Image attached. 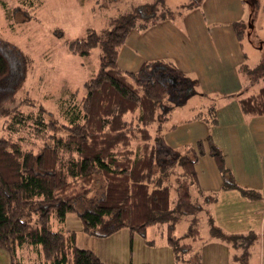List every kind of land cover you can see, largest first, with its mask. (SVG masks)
<instances>
[{"label": "trees", "instance_id": "1", "mask_svg": "<svg viewBox=\"0 0 264 264\" xmlns=\"http://www.w3.org/2000/svg\"><path fill=\"white\" fill-rule=\"evenodd\" d=\"M202 1L185 0L177 6L179 12L168 7L166 0L138 4L107 19L101 31H90L84 37L67 41L72 54L88 57L97 47L102 53L98 69L84 82V96L77 99V92H73L60 100L59 117L52 118L46 107L36 106L35 101L31 109L22 104L2 107L0 98V123L4 130L0 132V246L8 250L12 264H107L96 252L77 245L75 230L54 229V224L64 223L75 211L78 200L90 195L97 176H102V191L93 194L86 205L89 208L81 214L83 230L104 237L127 228L132 247L136 235L146 239L151 226L164 224L163 233L176 264L194 250L188 240L202 237V218L196 209L204 207L192 205L189 230L177 235L178 223L190 213L180 199L172 196L170 178L177 167L187 188L197 190L206 201L216 200L217 194L203 193L196 170L199 157L208 152L222 174L223 188L237 189L252 199L261 196L257 190L236 182L211 135L176 149L167 147L159 138L162 122L173 109L167 101L175 88L170 79L176 80L181 91L192 87L193 80L176 64L144 61L138 70L119 65L122 47L131 32L174 19L183 10L200 6ZM22 2L34 7V0ZM243 2L254 11L263 0ZM233 27L244 47L246 21L237 20ZM244 56L247 57L245 52ZM10 70L11 61L0 49V93ZM239 71L247 79L255 78L253 82L264 79V58L255 66L243 62ZM12 89L11 86L9 92ZM223 96L237 99L246 115H264V85L255 93L246 89ZM206 113L199 112L193 118L218 122L215 106ZM23 133L32 138L29 145L25 144ZM177 181L180 188L184 181L181 183L179 177ZM208 218L211 234L234 247H246L258 237L253 230L230 233L213 216Z\"/></svg>", "mask_w": 264, "mask_h": 264}, {"label": "rangeland", "instance_id": "2", "mask_svg": "<svg viewBox=\"0 0 264 264\" xmlns=\"http://www.w3.org/2000/svg\"><path fill=\"white\" fill-rule=\"evenodd\" d=\"M22 1L0 0V49L11 61L10 73L2 81L5 89L0 93L1 106L13 107L22 104L23 108L31 109V104L35 101L36 106L42 104L54 118L58 116L60 100L68 98L73 92H77V99L84 96V82L98 69L102 53V49L97 47L90 56L81 57L69 52L66 42L84 37L90 31L99 32L110 17L153 0H34L33 8ZM184 1L166 0V5L177 11V6ZM192 15L205 21L203 29L214 27L227 32L217 35L218 37H208L205 48L210 50V55L203 63L195 62L192 63V68H187L185 60L180 56L172 57L184 68L181 70L176 65L178 70L193 80L192 87L181 91L174 82L176 80L170 79L175 88L172 90V97L167 101L173 105V109L162 120L158 134L163 143L172 149L195 143L199 138L205 140L212 129L228 125L223 117L219 122V113L225 104L224 94L243 93L246 89L248 93H255L264 85L263 78L253 82L255 78L247 79L237 68L243 62L255 66L264 58V0L262 6L254 11L252 6L246 2L241 4L240 0H203L194 10H183L175 15L176 25L168 21L170 24H163L162 27L172 25L179 32L186 33L183 29L188 30L186 24H189ZM237 15L247 23L244 49H240L235 36L230 34L233 28L231 18ZM148 35H152L151 29L131 32L120 53V67L138 70L143 60L154 58L146 45L150 42ZM139 37L146 38L141 45L134 47L135 42H140ZM192 40L197 42L196 39ZM252 82L254 85L251 87ZM11 86L13 89L9 92ZM7 92L9 94L5 96ZM214 106L218 115L216 124L192 118L199 112L206 115L208 108ZM0 132L4 133L2 122ZM23 134L25 144L29 145L32 138L27 133ZM178 171L181 169L177 167L170 178L172 196L176 200L180 199L182 207L190 213H186L178 223L177 235L188 232L194 214L192 205L201 204L204 207L196 209L202 218V237L195 241L188 240L194 245V250L177 264H262V259L258 260V256L264 255V235L259 238V232L256 231L258 237L246 247H233L227 241L214 237L208 223V217L213 216L214 199L206 201L194 188H187L186 180ZM178 177L181 183L185 180L180 188H177ZM102 184V176H97L90 195L78 200L75 211L67 216L64 223L54 224V229L75 230L77 245L96 252L107 264H176L172 249L165 243L164 224L158 223L148 230L147 237L154 239L155 244L136 235L132 247L130 231L127 228L104 237L90 235L83 230L81 214L89 208L87 204L94 197L93 194L101 193ZM24 253L27 254L25 249ZM0 264H12L8 250L2 246Z\"/></svg>", "mask_w": 264, "mask_h": 264}, {"label": "crops", "instance_id": "3", "mask_svg": "<svg viewBox=\"0 0 264 264\" xmlns=\"http://www.w3.org/2000/svg\"><path fill=\"white\" fill-rule=\"evenodd\" d=\"M240 3H244L243 0H240ZM175 19L162 20L160 21L162 22L161 25H157V23V26L154 25L149 28L152 35H148L150 42L146 45L149 46L148 49L153 55L151 57L154 58L145 59L143 62L163 60L173 62L181 70H184L182 64L172 58L173 56H180L181 59L185 60L187 68L188 66L192 68V63H203L210 55V50L205 48L208 37L219 36L221 33L227 32L219 31L214 27L203 29L202 26L205 21H202L197 15L190 17L189 24H186L188 25V30L186 28L183 29L186 33L179 32L172 25H165L167 28L162 27L163 24H170L167 23L168 21H171V24H175ZM240 19H242L240 15L231 18L232 26L235 21ZM230 34L235 36L234 38L240 49H244L236 36L234 27ZM145 38L139 37L140 42H135L133 46L141 45ZM192 39H196L197 42H193ZM165 54L170 56L166 57ZM240 65L237 66L239 73ZM219 115V122H221L223 117L228 125L216 130L212 129L209 135L212 136L214 142L224 153L225 164L232 170L236 182L247 188L257 190L261 196L257 199H252L241 194L237 189L223 188L222 174L214 158L208 152L200 156L196 163L202 191L206 195L217 194V198L213 202L212 214L215 222L224 230L230 233H244L250 230L258 231L259 238H262V235H264V115H246L241 110L237 99L228 98H225V104L221 108ZM200 139L202 138L197 139L196 142ZM208 154L210 157H208ZM199 165H201V168H199ZM198 194L203 197L201 193ZM148 239L147 237L145 240L155 244L154 239ZM165 243L170 247L167 239H165ZM260 259H262L261 263L264 264V255H259L258 260Z\"/></svg>", "mask_w": 264, "mask_h": 264}]
</instances>
